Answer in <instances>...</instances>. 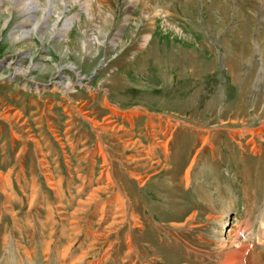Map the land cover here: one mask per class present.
<instances>
[{
	"label": "rangeland",
	"instance_id": "1",
	"mask_svg": "<svg viewBox=\"0 0 264 264\" xmlns=\"http://www.w3.org/2000/svg\"><path fill=\"white\" fill-rule=\"evenodd\" d=\"M56 15L0 28V264H214L235 227L264 264V0Z\"/></svg>",
	"mask_w": 264,
	"mask_h": 264
},
{
	"label": "bare ground",
	"instance_id": "2",
	"mask_svg": "<svg viewBox=\"0 0 264 264\" xmlns=\"http://www.w3.org/2000/svg\"><path fill=\"white\" fill-rule=\"evenodd\" d=\"M80 1L81 0H0V28L2 29L4 26H6V24L8 22L9 14H10L11 10L14 9V10L18 11L20 14H25L26 17L24 18V20L17 23L13 27V29L10 31V35H9L10 36V38H9L10 44L13 45L14 43L20 41L21 39L31 37L32 35H35L36 33L43 31V29H44V31L47 32V34H53V33H55L56 35L60 34L61 31H59V30L55 31V26L58 22V19L60 18V15H56V19L53 21V23L51 25L45 27L46 20L48 19L50 13L55 14L56 10L58 11V10H61V8H65L67 6H72L74 4L80 3ZM96 1L98 2V1H102V0H96ZM127 1H128V4L131 5V4H133V2L135 0H127ZM3 6H7V9L9 8L8 9L9 12L7 11L8 14H6V15L3 14V11H5V8H3ZM223 9L225 10L226 8H223ZM33 19H35L34 22H32ZM89 20H91L90 17H89ZM109 20H106V21H109ZM1 21H2V23H1ZM70 25H71V21H69L68 23L66 22V24L62 30L65 31ZM28 27H30V29H28ZM61 34H63V33H61ZM40 35L41 34H39V36ZM40 38H43L42 35L40 36ZM16 54L18 56L17 63L20 64L22 62L24 56H25V52L22 50H19L16 52ZM31 64L29 63L28 67H26L24 69H21L20 67L15 66V65H14V68L17 71H21V72L29 74L32 70L30 68ZM9 65H11L10 62L7 64V67ZM64 66H68V65H64ZM68 67L72 68L71 66H68ZM58 68H60V67H58ZM59 77H61V76H58V78ZM68 83L69 82H61L59 80H56L55 84H53V88H57V89L60 88L63 91H68L67 90ZM72 92H74V91H72ZM188 173H189V171L186 172V177L188 176ZM254 213H256V212H254ZM261 220H262V217H261ZM217 221H219V223L222 226H224L226 223L225 217L222 215H221V217H218ZM258 221H259V218H258ZM251 223H252V221H251ZM236 228L237 227L234 228V231L228 232L229 243H228V240H227V242H225L223 240V238H222L223 233L222 232H220L218 235L215 236L216 244H214V245L218 249V253H216V256H217L216 259L213 260L214 264H245L247 259L249 260V258H251L253 256V253L256 252L254 246H252V244L250 243L251 236L250 235H246V236L244 235L245 237L241 238V236L237 235L238 230ZM244 230H247V229H244ZM235 232L237 234H235ZM253 237H255V236H253ZM260 238H261V236L259 237V239ZM260 247L263 249L264 243L262 245H260ZM263 252H264V250H263ZM247 264H248V261H247Z\"/></svg>",
	"mask_w": 264,
	"mask_h": 264
}]
</instances>
